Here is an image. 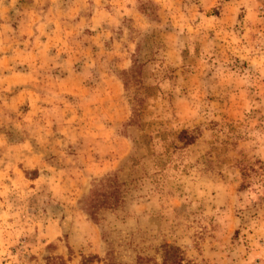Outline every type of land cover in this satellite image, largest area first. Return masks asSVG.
I'll list each match as a JSON object with an SVG mask.
<instances>
[{
    "label": "rangeland",
    "instance_id": "374dc122",
    "mask_svg": "<svg viewBox=\"0 0 264 264\" xmlns=\"http://www.w3.org/2000/svg\"><path fill=\"white\" fill-rule=\"evenodd\" d=\"M165 243L264 264V0H0V264Z\"/></svg>",
    "mask_w": 264,
    "mask_h": 264
},
{
    "label": "trees",
    "instance_id": "16d2710c",
    "mask_svg": "<svg viewBox=\"0 0 264 264\" xmlns=\"http://www.w3.org/2000/svg\"><path fill=\"white\" fill-rule=\"evenodd\" d=\"M128 72L127 74H129ZM119 188L118 182L115 177H109L102 179L91 190L89 196L85 199L83 207L84 211L90 216V218L97 222V211L102 209L111 208L113 201L119 200ZM116 205V204H115ZM161 251V263L160 264H183L184 258L181 250L170 244H163L160 248ZM96 257L90 256L83 258L81 264H96ZM112 264V263H111ZM137 264H159L156 260L139 258Z\"/></svg>",
    "mask_w": 264,
    "mask_h": 264
},
{
    "label": "crops",
    "instance_id": "0c3cea01",
    "mask_svg": "<svg viewBox=\"0 0 264 264\" xmlns=\"http://www.w3.org/2000/svg\"><path fill=\"white\" fill-rule=\"evenodd\" d=\"M78 9L82 10L83 8H78Z\"/></svg>",
    "mask_w": 264,
    "mask_h": 264
}]
</instances>
